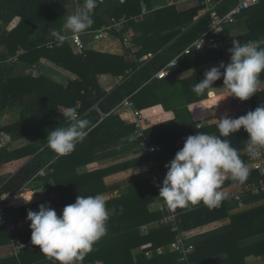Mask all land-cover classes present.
Returning a JSON list of instances; mask_svg holds the SVG:
<instances>
[{"label": "trees", "instance_id": "obj_1", "mask_svg": "<svg viewBox=\"0 0 264 264\" xmlns=\"http://www.w3.org/2000/svg\"><path fill=\"white\" fill-rule=\"evenodd\" d=\"M142 1L146 2L147 7L152 8L157 1L162 0H125V3L113 4L114 6L106 11H103L104 1L98 0L97 7L92 14L94 23L85 32H91L105 26L108 16L119 19L122 15L139 14L140 2ZM211 1H217V3L209 10H206L207 7L202 3V0H197L196 5L185 9H180L176 4L165 5L151 11L143 21L128 23L137 32L134 39L139 45L137 55L141 56L147 52L155 53V56L148 61L138 63L132 60L125 61L123 57L91 50L76 53L70 47L67 39L58 46L52 32L60 31L65 36L68 34L63 25L67 20V14H73L70 12L72 7L70 0H0V115L5 107L20 109L18 120L0 127V131L7 132L14 140L26 135L34 136V142L25 143L18 148L0 149V194H8V197L14 195L41 167L59 155L47 147V134L57 127L67 126L64 114L58 110L60 106L76 107V100H80L83 103H81L78 112L81 117L87 118L91 122V131L88 134H96L98 131L108 134L107 128L112 121L110 112L122 99L130 97L135 106L139 108L140 99L147 92H150L151 97L155 98L154 89L156 86L154 84L156 80H151L155 71L216 23L237 3V0ZM78 3L81 7L84 0H78ZM238 19L245 22L247 30L242 34L235 35L224 28L225 38L231 44L233 39L245 43L256 42L264 37V0H260L257 5L244 9L238 15ZM14 20H16L14 26L8 27ZM115 36L123 39L120 34H115ZM50 44L51 46H49ZM218 57V53L208 49L192 51L183 57L180 64L178 63L176 67L172 68L169 77L177 76L179 72L190 68L212 63ZM43 58L65 70H75L74 73L78 79L69 81L68 85L63 87L61 84L51 82L45 75L34 77L24 71L25 67H31ZM93 59L96 61V66L90 65V61ZM104 60H106L107 65ZM102 66H114V69L110 68L112 74L123 75L122 80L108 93L96 90V93L92 94L91 89L87 90V88L91 87V78L95 76V72L102 70L99 69ZM18 67H22L19 72ZM126 70H130L129 73H125ZM260 80H264V73H261ZM87 92L88 94H86ZM259 95L260 97L258 94L252 97L255 108L258 105L264 106V91L260 92ZM226 96L222 98V106L228 108L232 106V98ZM87 99L92 100V102L99 101L95 106L96 108H89L91 104L89 106L83 105ZM102 114L108 115L98 122ZM127 125L134 129V125ZM123 127L126 129V126ZM115 137L119 138L120 134L118 137V133H115ZM227 139L230 140L234 148L238 149L246 147L248 138L247 133L241 128ZM241 159L246 160L245 157ZM54 162L52 166L55 165ZM12 170L14 173L10 174ZM5 173L9 174L1 178ZM48 177H37L35 181H40L45 186L48 185ZM259 179L258 172L250 170V174L243 185L257 182ZM150 180L151 185L149 186H154L155 193H157L155 180ZM260 197H264V192L258 195L246 192L242 194L240 199L224 200L218 207L208 209H214L212 211H214L215 218H218L217 215L222 214V211L231 210L240 201L248 202ZM43 203L50 206L48 201L40 200L30 205H24L22 210L24 213L29 210L36 211L38 205ZM203 206L204 204L201 203L179 211V229L181 232L189 227L190 220L198 223L195 217L209 216L210 210L208 209L203 213H198ZM54 208H58V206ZM184 211H192V213ZM183 214L186 216L185 218H183ZM190 214H193V218L187 219ZM263 222L264 217L260 216L258 223ZM107 227L108 233L100 241L109 240L122 233L116 216L109 218ZM260 231L264 232V228ZM129 232L121 234V236L130 243H150L149 247L153 251L159 246L165 247L164 253L154 254L150 258L144 253L136 255L134 264H181L179 254L172 251L169 246L174 240V233L169 226L159 225L142 237L138 233L134 234V230ZM185 242L193 245V250L189 254L191 263L222 264V233L199 236L193 239H188L185 236ZM258 244L260 248L264 249V242L260 241ZM225 251L226 261H230L232 264L237 258L236 253L229 248ZM261 254L264 255V252ZM242 256L243 254L240 257Z\"/></svg>", "mask_w": 264, "mask_h": 264}, {"label": "crops", "instance_id": "obj_2", "mask_svg": "<svg viewBox=\"0 0 264 264\" xmlns=\"http://www.w3.org/2000/svg\"><path fill=\"white\" fill-rule=\"evenodd\" d=\"M103 1V11H106L111 6L113 7V4L125 3V0L123 2L120 0ZM140 3V9L143 6L147 7L146 2L142 1ZM163 3H165V0L157 1L152 8L147 7L150 10L146 15L161 6H165ZM171 3L176 4L180 9H185L196 5L197 0H171ZM212 3V6H214L217 1H212ZM259 3L260 0L252 6ZM77 8L78 5H74V8H70V12L74 13ZM137 15L132 16L135 17ZM145 16L142 20L132 19L131 21H143ZM110 18L111 16L106 17L107 24ZM128 26L130 33L133 34V42L139 49V45L134 40L137 32L132 26ZM224 28L235 35L242 34L247 30L245 22L239 20L238 17L234 23L224 24ZM148 32L150 33V31ZM71 35V32L66 34V39L73 49L70 40ZM120 35L124 38L123 34ZM81 37L87 47L86 50L123 57L125 61L132 60L138 63L148 61L139 60L148 52L141 56L137 55L138 58L136 60L132 59L129 56V51L124 47L123 39L121 40L113 33H102L99 36H93L90 32H83ZM256 44L259 47H264V37L256 41ZM184 56L179 59V64ZM94 60L90 61L91 66H96V61ZM104 61L107 65L106 60ZM70 64L76 68L75 65ZM102 67L108 69H103ZM102 67L99 68L102 70L95 72V76L90 81L91 87L87 88V90L91 89L90 92L92 94L96 93V90L108 93L122 80L123 75L112 74L110 68L114 69V66ZM212 67V64L208 63L179 72L177 76L169 77L171 69L166 78L154 79L156 80L154 84L156 86L154 89L155 98H152L151 93L147 92L140 99L139 108L141 110L136 107L143 116V134L159 147V158L165 170H167L165 165L183 147L184 139L187 136L195 135L198 132L219 135L216 127V118H219L224 113L234 118L230 112L231 107L225 108L222 106V98L227 94L226 88L223 87L222 78L215 81L213 84L214 88L206 90L203 95L198 96L192 91L193 86L204 78L205 71ZM21 68L18 67V69ZM24 71L34 77L45 75L48 80L61 84L63 87H66L69 81L78 79V76L74 73L75 70H65L44 58L31 67H25ZM50 71L52 72L50 73ZM93 71L95 70L93 69ZM129 71L126 70L125 73H129ZM262 91H264V80L261 81L255 95L258 94L260 97L259 94ZM252 97H250L251 100ZM122 101L116 104L110 112L112 121L107 128V131L109 130L108 134H103L102 131H98L96 134H88L82 142L76 144L72 153L58 155L54 160L48 162L51 163L48 168V175L45 177H34L42 169L41 167L29 179L30 193H20L10 197H8V194H0V206L5 205L4 211L7 221L13 223L21 222V225L16 229V236L21 243L19 249L15 248L14 243L11 242L9 235L5 232L2 224H0V264H58L54 258L47 257L40 252L38 246L31 243L30 221L26 219L27 213L22 210V207H25L24 205H30L40 200L48 201V189L54 190L60 196V205L56 209L53 208L56 210L57 215L61 214L64 206L74 203L78 195L95 196L96 194H102L110 212L115 209L114 212H111L110 217L116 216L118 218L121 234L134 230V234L138 233L142 237L160 225L158 221L162 217V211L156 198L155 187L149 186L152 178L141 169L142 163L146 160V153L140 148L137 140H129L134 134L135 128L132 129L127 125L131 124L128 122L129 113L118 107ZM77 102L83 103L80 100H76ZM98 102H92V100L87 99L83 105L89 106L91 104L89 108H96L95 106ZM67 108L60 106L58 110L64 114ZM106 115L108 114H102L98 122ZM123 126H126V129ZM115 133H118V137L120 134V137L116 138ZM11 139L10 149L23 146L25 143L34 142L33 135H26L15 140ZM238 150L241 158L245 157L246 159V147H240ZM53 162L55 165L52 166ZM244 162L246 164V160ZM13 173L14 171L12 170L10 174ZM6 174L9 173H5L1 178L5 177ZM37 177H48V185L43 186L42 182L35 181ZM242 186L243 183L233 180L230 174H227L221 188L222 191L228 194L225 200L238 199L237 196L240 199ZM122 188L128 189L125 194L114 195L115 191ZM260 207H262L260 210H255ZM208 208L211 207L204 205L199 209L198 213H203ZM208 210H210L209 216L195 217L198 223L190 220L189 227L183 229L184 235L188 239L222 233V264H231L230 261H226L225 249L227 248L234 250L237 256L232 264H264V255L261 254L264 249L260 248L258 244L260 241L264 242V232L260 231L264 228V222L258 223L260 216L264 217V197L251 199L248 202L240 201L231 210L222 211L221 216L217 215L219 216L218 218H215L214 211H212L214 209ZM186 213H192V211ZM184 214L182 215L183 218L186 217ZM191 218H193V214L187 216V219ZM121 234L109 240L96 242L93 246V251L86 254L82 264H134L138 254L144 253L150 258L154 254L164 253L165 247L163 246H159L153 251L149 247L150 243L133 244L126 241ZM145 249L146 251H144ZM241 254H243L242 257H240Z\"/></svg>", "mask_w": 264, "mask_h": 264}, {"label": "clouds", "instance_id": "obj_3", "mask_svg": "<svg viewBox=\"0 0 264 264\" xmlns=\"http://www.w3.org/2000/svg\"><path fill=\"white\" fill-rule=\"evenodd\" d=\"M97 3L98 0H84L83 6L67 17L64 29L73 35L89 29L94 23L92 14ZM52 36L58 46L67 38L60 31H53ZM228 52L227 64L220 62L206 70L204 78L193 86L196 95L214 88V82L221 78L228 93L226 97L245 101L256 94L260 75L264 73V47L256 42L241 43L233 39ZM64 116L67 126L57 127L47 134V147L59 155L72 153L76 144L91 131V122L81 117L76 107L67 108ZM216 120L219 135L198 132L187 136L183 147L165 165L167 171L158 196L169 209H188L201 203L218 207L228 197L221 190L227 174L240 183L247 180L250 169L241 159L239 150L227 139L241 128L247 133L249 157H264V106L258 105L235 118L224 113ZM111 212L102 194L78 195L74 203L64 206L60 215L47 203L40 204L38 210L27 212L31 243L58 264H82L86 254L93 251L94 244L107 235Z\"/></svg>", "mask_w": 264, "mask_h": 264}, {"label": "built area", "instance_id": "obj_4", "mask_svg": "<svg viewBox=\"0 0 264 264\" xmlns=\"http://www.w3.org/2000/svg\"><path fill=\"white\" fill-rule=\"evenodd\" d=\"M123 2L124 0H120ZM258 0H237L236 5H234L230 10H228L216 23H214L211 27L205 30L202 34H200L197 38H195L191 43L185 46L180 52L176 53L168 62L165 63L164 66L159 68L152 75L151 80L153 79H164L168 76L170 70L176 67L179 63V59L184 56L190 54L192 51H200L204 49L212 50L219 54V57L215 59L211 64L212 66H218L220 62H224L227 64L230 59V54L228 49L232 47V44L228 39L225 38L224 34V24L234 23L238 15L244 9L249 8ZM164 2V1H163ZM202 3L206 5L207 9H211L213 3L211 0H202ZM171 0H165L163 5H171ZM146 6H143L141 12L137 16L132 15H122L121 18L111 17L109 23L103 26L98 31H91L90 33L95 36H99L102 33H113V34H123V42L124 47L129 51V56L136 60L138 47L133 42V34L130 33V28L128 26L129 21L134 20H142L143 17L149 12ZM202 13H204L202 11ZM71 44L76 53H82L87 49L81 34L79 35H71L70 36ZM51 46V44L49 45ZM155 56L154 53L148 52L143 57L139 58L140 61L149 60ZM227 93V90H226ZM228 94V93H227ZM231 97V96H230ZM232 98V106H231V114L234 117H239L241 115L246 114V112L254 110L255 107L251 98L241 101L238 98ZM81 103H76L77 111L80 108ZM119 108L123 109L125 112L129 113L128 122L134 125L135 132L129 138L130 141L137 140L140 148L145 151L146 160L141 165V169L143 172H146L148 176L155 180L156 184V198L161 206L162 217L158 221L160 225H167L170 227V230L174 233V240L171 242L170 249L179 254V261L181 264H193L189 261V254L193 250V245L185 242V235L179 229L180 217L178 211H173L168 208L165 201H163L159 195V187L162 185V181L166 174V170L163 168V164L159 158V147L152 143V141L143 134L142 130V120L143 116L141 112L135 107L134 102L130 99V97L125 98L119 105ZM12 142L10 134L5 131H0V149L9 147V144ZM154 149V150H153ZM48 163L42 169H40L35 175L45 177L49 173V165ZM246 165L250 170L257 171L260 175V179L257 182L247 183L243 185L240 189V194L246 192H252L255 195L264 192V157L253 159L249 157L246 150ZM30 180L26 181L24 185L14 194L18 195L20 193H30ZM48 188V187H47ZM48 202L51 208L59 206L61 203L60 196L52 189H48L47 192ZM239 199V196H237ZM10 203V202H8ZM5 205L0 206V224L4 227L5 232L9 235L11 242L14 243L16 249H19L21 243L16 236V229L21 225L19 223L8 222L7 217L4 211ZM56 209V208H55ZM24 223V222H23ZM17 252V251H15Z\"/></svg>", "mask_w": 264, "mask_h": 264}, {"label": "rangeland", "instance_id": "obj_5", "mask_svg": "<svg viewBox=\"0 0 264 264\" xmlns=\"http://www.w3.org/2000/svg\"><path fill=\"white\" fill-rule=\"evenodd\" d=\"M70 3H71V5H72L73 8H74V5H78V7L80 5L78 3V0H70ZM69 15L70 14H67V17ZM15 22H16V20H14L13 22H11L8 27H13L14 24H15ZM65 31H66V33H69L70 32L69 30H65ZM18 72H19V69H18ZM51 72L52 71H50V73ZM19 112H20V109H11V108H6V107L3 108L2 109V113L0 115V117H1L0 118V127L5 126V125H7V124H9L11 122H14L15 120H18V118H19Z\"/></svg>", "mask_w": 264, "mask_h": 264}, {"label": "water", "instance_id": "obj_6", "mask_svg": "<svg viewBox=\"0 0 264 264\" xmlns=\"http://www.w3.org/2000/svg\"><path fill=\"white\" fill-rule=\"evenodd\" d=\"M127 188H122V189H119L117 191L114 192V195L116 196H120V195H123L127 192ZM177 211H180V209H177Z\"/></svg>", "mask_w": 264, "mask_h": 264}, {"label": "bare ground", "instance_id": "obj_7", "mask_svg": "<svg viewBox=\"0 0 264 264\" xmlns=\"http://www.w3.org/2000/svg\"><path fill=\"white\" fill-rule=\"evenodd\" d=\"M136 107V106H135Z\"/></svg>", "mask_w": 264, "mask_h": 264}]
</instances>
